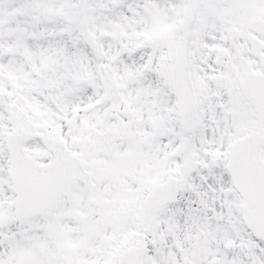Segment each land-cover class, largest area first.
<instances>
[{
	"label": "snow or ice",
	"instance_id": "1",
	"mask_svg": "<svg viewBox=\"0 0 264 264\" xmlns=\"http://www.w3.org/2000/svg\"><path fill=\"white\" fill-rule=\"evenodd\" d=\"M0 264H264V0H0Z\"/></svg>",
	"mask_w": 264,
	"mask_h": 264
}]
</instances>
